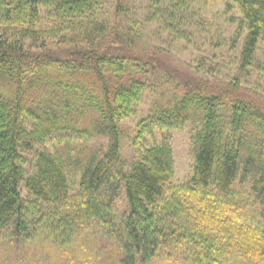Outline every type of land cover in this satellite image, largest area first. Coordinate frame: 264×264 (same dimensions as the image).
<instances>
[{
	"label": "trees",
	"instance_id": "16d2710c",
	"mask_svg": "<svg viewBox=\"0 0 264 264\" xmlns=\"http://www.w3.org/2000/svg\"><path fill=\"white\" fill-rule=\"evenodd\" d=\"M212 2L229 56L194 46ZM260 45L264 0H0V264H264Z\"/></svg>",
	"mask_w": 264,
	"mask_h": 264
},
{
	"label": "rangeland",
	"instance_id": "374dc122",
	"mask_svg": "<svg viewBox=\"0 0 264 264\" xmlns=\"http://www.w3.org/2000/svg\"><path fill=\"white\" fill-rule=\"evenodd\" d=\"M199 15L200 18H203L204 20L202 25L204 26V29L200 33L202 34V37L199 39L196 38L197 41L194 43V46L204 52H210V45L216 46L218 55L222 54L223 56H229L232 52L230 50L231 37L233 36L237 26V22H233L231 20L238 19L237 13L235 11L227 13L224 11L220 2H212L208 4L207 10L202 13L200 12ZM157 47L163 51H167V61L163 62L162 58L159 60L160 63L162 62L163 66L174 65L177 67L181 64L182 67H179L184 71L187 68H192V66H194L193 60L190 58L192 54L190 51H182L177 48L167 49L166 45L162 43L157 44ZM229 62L230 61L227 60L223 63L222 67L231 69L232 65L230 66ZM253 65L254 67H252V70L245 77V94L248 95L264 92V45H260L258 47L254 56ZM171 66L169 70H171ZM160 72H162L161 68ZM185 74L188 75V73ZM193 78L198 79L200 77L198 76ZM145 110L146 108L143 109L141 114ZM95 142L96 141H91L90 144ZM171 146L174 159L173 182L187 181L190 177L193 163L188 127H183L175 132L172 138ZM133 153V150L129 147L127 142H123L122 156L130 159L133 156ZM25 158L29 161L30 155H26ZM123 202L124 201L122 200L117 202L118 209L122 208L124 205Z\"/></svg>",
	"mask_w": 264,
	"mask_h": 264
}]
</instances>
